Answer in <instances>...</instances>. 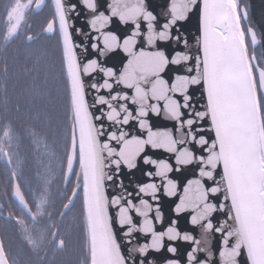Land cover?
Listing matches in <instances>:
<instances>
[{
	"label": "snow or ice",
	"instance_id": "6c2138e0",
	"mask_svg": "<svg viewBox=\"0 0 264 264\" xmlns=\"http://www.w3.org/2000/svg\"><path fill=\"white\" fill-rule=\"evenodd\" d=\"M82 3L87 10L97 12L96 0ZM108 9L109 14L99 12L89 22L97 33L91 47L100 57L119 49L128 57L127 62L119 73L96 58L81 64L71 41L76 70L73 75L69 67V81L74 120L94 159L98 198L115 240L114 264L137 262L122 253L115 239L110 207L117 209L125 243L131 244L137 232L150 237V242L135 249L141 257L149 251L165 250V240L182 241L191 245L187 264H209L197 260L203 251L201 239L177 226L179 218L188 213L190 227L201 228L204 234H222L220 264H241L242 250L247 264H264V54L256 51L258 46L264 47V33L258 36L248 5H242L241 0H170L163 22L150 10L148 0H110ZM70 10L75 11V6ZM194 12L199 14V36L193 51L180 29ZM114 17L122 25L133 26L130 35L121 39L105 30ZM95 73L102 82L91 83L95 96L90 105L84 77ZM118 86L131 90V94L113 92ZM194 86L201 89L199 100L190 92ZM92 107H100L98 115H93ZM150 113H163L165 119L174 122L179 138L172 128L154 130ZM101 120L110 122L113 130L107 132L102 123H96ZM131 122H136L145 135L130 136L124 126ZM106 132V139L101 141ZM147 147L171 154L174 163L143 156V165L154 168L146 172L149 182L128 191L118 181L123 191L109 199L106 181L113 179L109 170L114 168L119 174L122 166L129 172L137 169ZM189 166H194L195 175L186 178L183 185L179 178L170 176ZM161 192L178 202L173 208L175 218L165 230L157 231V224L164 220L158 203ZM218 212L226 219L217 218L214 223ZM133 214L140 218L139 224ZM230 240H234L232 246ZM166 251L175 256L178 249L169 245ZM139 264H145L144 260ZM164 264L180 261L167 259Z\"/></svg>",
	"mask_w": 264,
	"mask_h": 264
},
{
	"label": "trees",
	"instance_id": "16d2710c",
	"mask_svg": "<svg viewBox=\"0 0 264 264\" xmlns=\"http://www.w3.org/2000/svg\"><path fill=\"white\" fill-rule=\"evenodd\" d=\"M35 2L0 0V244L10 264V223L2 215L11 207L13 177L25 196L61 197L59 184L64 181L76 127L56 8L47 0L45 9L36 13ZM245 3L260 36L264 33V0H241ZM256 51L264 54V47ZM79 161L72 180L81 182L83 189ZM83 225L87 250L74 264H91L86 219ZM69 248L63 252L72 253ZM59 262L49 260L47 264ZM16 264H24L22 256Z\"/></svg>",
	"mask_w": 264,
	"mask_h": 264
},
{
	"label": "water",
	"instance_id": "95a60500",
	"mask_svg": "<svg viewBox=\"0 0 264 264\" xmlns=\"http://www.w3.org/2000/svg\"><path fill=\"white\" fill-rule=\"evenodd\" d=\"M47 0H38L34 6L36 12L41 11L45 8ZM57 12V18L59 23V28L63 40L64 50L66 54L67 68L69 72V67H71L72 73L74 75L76 70L75 56L72 54L71 41L76 45V51L78 58L81 64L88 62L89 60L96 58L107 67H112L114 70L119 73L123 65L127 62V56L121 50H117L112 53H107L105 56L100 57L99 53L96 50H93L91 45L95 43L94 37L97 33L93 32L90 27V20L94 15L99 12H104L109 14L108 4L110 0H96L98 5L97 12L93 13L87 10L82 3V0H53ZM74 5L75 11L71 12L70 7ZM148 5L150 10L157 15L158 20L163 22L166 19L168 8L170 7V0H148ZM133 26L122 25L117 18H113L111 24L108 26L106 31H112L116 33L121 39L125 38L127 35L131 34ZM143 30V26H142ZM71 31V35H69ZM182 33L187 36L190 46L193 51L195 50L194 43L195 39L199 36V14L194 12L191 14L190 19L186 22H183L180 29ZM172 43V47H178L175 42ZM139 48L140 45L138 44ZM102 48V45H101ZM258 48V47H257ZM174 77V74H173ZM165 78H169L168 74H165ZM84 82L86 86V95L89 101V104L92 105L94 102L95 90L91 89V83H100L102 82V77L100 74L95 73L92 76H85ZM171 82V79H170ZM115 91H127L131 94V90L124 89L122 86L115 87ZM196 99H201L200 93L201 89L199 86H194L193 89H190ZM102 95H108L106 92H101ZM133 110L135 106L129 105ZM103 107V106H100ZM100 107H92L90 110L93 115L96 116L100 112ZM150 123L152 124L154 130L157 128H172L174 135L179 138V134L175 132L173 127L174 122L165 119L164 114L161 113L160 116L154 114H149L148 117ZM96 123L103 124L107 132L113 130L110 122L106 120L96 121ZM128 131L130 136L135 135H145L144 133L139 132L136 122H131L129 125L124 126ZM107 132L104 136H101V141H104L107 136ZM114 147L118 145L113 142ZM80 150L81 162L83 168V176L85 182V195H86V205L87 213L90 227V243H91V260L92 264H114L113 257L116 251L115 240L113 239L111 232L108 228V219L107 213L102 208L100 200L98 198L97 190V179L95 174V163L91 155L89 146L85 140L82 139L78 132L77 125L72 130V139H71V148L69 153V158L67 162V168L65 173V187L71 181L74 170L77 163V150ZM150 155L154 159H169V162L174 163L171 154L165 153L163 150H153L150 147H147L145 153L141 155L140 161L138 162V168L129 172L123 166L121 167L119 174L115 172V169H110L109 174L113 176L111 181H106V192L109 199L113 198L116 195H120L123 189L118 186V181H122L124 188L128 191H133L135 185L140 183L149 182V178L146 176L147 171H154V168L150 165H143L142 160L143 156ZM8 163L10 164L8 155L6 154ZM175 167V165H174ZM194 166H189L188 169L183 170L181 173H176L175 171L170 174L172 178H179L181 184L183 185L186 182V178H193L195 172L193 170ZM159 182V178H155ZM13 200L20 206V208L29 214L30 208L26 202V199L21 191V188L17 182L16 177H13ZM160 199L158 201L161 211L164 216L162 224H157V231L165 230V228L170 224L171 220L174 217L173 208L174 204L178 202V199L167 198L163 196V193L160 194ZM76 198V193L73 194L70 203L67 205L65 211L72 206ZM134 202H138L137 197H133ZM155 204L157 202L150 201ZM1 208V207H0ZM110 215L112 216V226L116 235L117 241L121 245V251L126 256H131L136 260L137 264L141 259L144 260L145 264H149V261H154L155 264H164L167 259H176L180 261V264H187L186 262V253L190 250L191 245L182 241H168L165 240V250L160 252L149 251L146 256L141 257L138 251H135L140 245L146 242H150L149 236H144L140 233H134L131 238V244L125 243V237L123 236L124 229L120 228L117 223V209L115 207H110ZM188 213L183 214L179 218L178 227L181 231H189L191 234L196 236L197 239H201L200 247L203 251H200L197 254L198 261H208L209 264H220L219 252L222 250V234L215 233L214 231L208 234L203 233L201 228H192L188 224L189 219ZM133 218L137 224H139L140 218L133 214ZM217 218L223 221L226 219V216L223 212H218L213 216V222H217ZM234 240L229 241V246H232ZM169 245H174L177 247L178 251L175 256L171 255L166 251V248ZM129 249H132L130 252ZM211 254V255H209ZM241 264H247L246 253L242 250ZM0 264H9L7 257L5 255L4 249L0 244Z\"/></svg>",
	"mask_w": 264,
	"mask_h": 264
},
{
	"label": "flooded vegetation",
	"instance_id": "af4514ba",
	"mask_svg": "<svg viewBox=\"0 0 264 264\" xmlns=\"http://www.w3.org/2000/svg\"><path fill=\"white\" fill-rule=\"evenodd\" d=\"M59 185L63 188L61 197L24 195L30 208L29 214L13 200L11 193L10 210L2 216L10 223L13 264H16V258L20 256L24 264H47L49 260L74 264L81 255L85 256L87 239L83 220L87 221V211L81 182L71 180L65 187L64 178ZM74 193L75 201L65 211ZM65 219L67 222H63ZM68 248L72 253L63 252Z\"/></svg>",
	"mask_w": 264,
	"mask_h": 264
},
{
	"label": "rangeland",
	"instance_id": "374dc122",
	"mask_svg": "<svg viewBox=\"0 0 264 264\" xmlns=\"http://www.w3.org/2000/svg\"><path fill=\"white\" fill-rule=\"evenodd\" d=\"M51 28H49L48 30H50Z\"/></svg>",
	"mask_w": 264,
	"mask_h": 264
}]
</instances>
